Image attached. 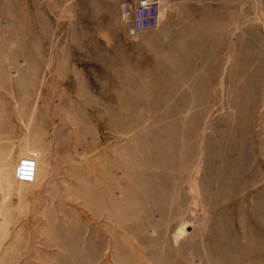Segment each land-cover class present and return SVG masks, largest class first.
Listing matches in <instances>:
<instances>
[{"label":"rangeland","instance_id":"obj_1","mask_svg":"<svg viewBox=\"0 0 264 264\" xmlns=\"http://www.w3.org/2000/svg\"><path fill=\"white\" fill-rule=\"evenodd\" d=\"M160 1L0 0V264H264V44Z\"/></svg>","mask_w":264,"mask_h":264},{"label":"crops","instance_id":"obj_2","mask_svg":"<svg viewBox=\"0 0 264 264\" xmlns=\"http://www.w3.org/2000/svg\"><path fill=\"white\" fill-rule=\"evenodd\" d=\"M185 17L187 32L201 37L203 44L216 45L218 52L227 43L235 45V53L236 45L264 44V0L187 1ZM254 51L251 47L250 52Z\"/></svg>","mask_w":264,"mask_h":264},{"label":"built area","instance_id":"obj_3","mask_svg":"<svg viewBox=\"0 0 264 264\" xmlns=\"http://www.w3.org/2000/svg\"><path fill=\"white\" fill-rule=\"evenodd\" d=\"M160 4V0H134L123 4L120 13L129 23V30L132 33L150 31L159 24Z\"/></svg>","mask_w":264,"mask_h":264},{"label":"bare ground","instance_id":"obj_4","mask_svg":"<svg viewBox=\"0 0 264 264\" xmlns=\"http://www.w3.org/2000/svg\"><path fill=\"white\" fill-rule=\"evenodd\" d=\"M159 13H160V11H159Z\"/></svg>","mask_w":264,"mask_h":264}]
</instances>
